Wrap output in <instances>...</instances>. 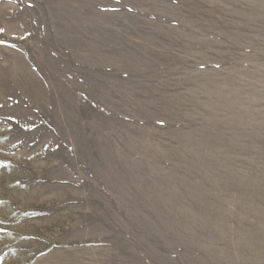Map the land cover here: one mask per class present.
<instances>
[{"label":"rangeland","instance_id":"1","mask_svg":"<svg viewBox=\"0 0 264 264\" xmlns=\"http://www.w3.org/2000/svg\"><path fill=\"white\" fill-rule=\"evenodd\" d=\"M0 264H264V0H0Z\"/></svg>","mask_w":264,"mask_h":264},{"label":"snow or ice","instance_id":"2","mask_svg":"<svg viewBox=\"0 0 264 264\" xmlns=\"http://www.w3.org/2000/svg\"><path fill=\"white\" fill-rule=\"evenodd\" d=\"M0 31H2V29H0Z\"/></svg>","mask_w":264,"mask_h":264}]
</instances>
